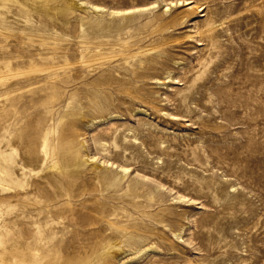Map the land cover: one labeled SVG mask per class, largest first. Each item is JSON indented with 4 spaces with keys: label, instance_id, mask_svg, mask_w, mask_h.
Returning <instances> with one entry per match:
<instances>
[{
    "label": "rangeland",
    "instance_id": "rangeland-1",
    "mask_svg": "<svg viewBox=\"0 0 264 264\" xmlns=\"http://www.w3.org/2000/svg\"><path fill=\"white\" fill-rule=\"evenodd\" d=\"M82 1L104 14L34 12L31 25L0 28V78L15 76L0 82V153L12 156L0 264H82L92 247L79 239L123 225L158 249L131 264H264V0H194L183 24L173 16L194 5L166 17L170 0H135L158 7L122 27L109 12L129 0ZM222 21L196 36L195 25ZM129 129L139 144L118 139L115 149L111 138ZM66 131L78 154L73 179L48 174ZM96 142L129 168L123 179ZM124 150L126 159L114 156ZM177 196L184 202L163 213Z\"/></svg>",
    "mask_w": 264,
    "mask_h": 264
},
{
    "label": "bare ground",
    "instance_id": "bare-ground-1",
    "mask_svg": "<svg viewBox=\"0 0 264 264\" xmlns=\"http://www.w3.org/2000/svg\"><path fill=\"white\" fill-rule=\"evenodd\" d=\"M131 5L130 7L119 9H113L111 12H109V16L115 20L118 19L119 23L118 25L120 27L129 25L130 20L136 16L137 14L144 12V11H150L154 10L158 7L157 2H155L150 8H145V6H140L139 4L135 3V0H129ZM133 3V4H132ZM194 5L193 7L184 10L182 13H176V9L184 6H190ZM59 7L58 9H53L52 7ZM198 2L194 0H177L174 2L173 0H170L169 4H166L164 6L163 14L167 17H172V20L175 23H187L189 18L194 16L195 11L198 10ZM202 6V5H201ZM263 8V7H262ZM75 10H82L88 14H95L96 16H102L104 14V9L101 6L98 5H88L82 0H0V28L6 29L8 26L12 24H16L18 26L24 27L31 25V18L32 14L34 12L45 15L46 17L50 19H55L57 17H68L73 14V11ZM162 14V15H163ZM161 15V16H162ZM160 16V15H157ZM156 16V18H157ZM123 20V21H122ZM179 24V25H180ZM223 21L215 23L210 26H200L195 25V34L196 36L200 38H204L207 36H210V34L216 33L218 28L221 29L223 26ZM177 63V61L175 62ZM26 73L22 72L17 74V76H25ZM11 77H15L12 74H9L5 77L0 78V82L5 81L6 79H10ZM170 74L167 73L164 77V80L170 79ZM173 79V78H172ZM160 81L158 80L157 83ZM163 84V83H160ZM135 115H139L142 117L149 116L147 112L143 108H135L134 111ZM110 120H119L120 117L117 114H109L108 115ZM100 119H96L94 121H91L88 124V127L93 126L96 124ZM147 124H144L146 126ZM131 129L123 131L122 135L114 136L111 138L113 141V145L115 149H118V139L122 143H126L129 147H134L135 145L139 144V141L136 137H133L131 134ZM67 132V131H66ZM63 134V140L59 144L58 151L51 153L50 158H55V161H50V166L48 170V174H57L61 173L65 177H69L70 179H73L77 168L79 167L78 163V154L75 151L76 148V142L74 141H68L67 139L69 137H72L73 134L71 132ZM127 132V133H126ZM95 145H97L103 153H106L107 147H109L107 142H96ZM81 147H84V143L80 144ZM126 150L123 152L117 153L114 151V156H120L122 159H126ZM108 158L106 161V167L115 169H118L117 172V179L121 178L123 179L125 175L128 173L129 168L127 166L121 165V166H115V163L111 162L112 157L110 155V152H107ZM11 155L7 154H1L0 153V187L3 191H9L11 187L10 181H7L5 176H7V169L9 165V161L11 159ZM111 158V159H110ZM89 158L87 157V160ZM160 160V159H158ZM30 165H33V161H29ZM188 166V165H186ZM95 169H99L98 166L95 167ZM156 179H158L155 176ZM161 180V179H160ZM73 183V182H72ZM236 189L234 186L230 187V191L228 192V195L235 193ZM69 195H71V192H68ZM137 197V196H136ZM159 196L158 198H160ZM154 201H157V198H154ZM170 203L168 204V207L166 209H162L161 211L163 213L167 214H174L172 211L170 212V206H174L177 204H181L184 202V198L177 196L173 197ZM165 214L161 215L158 214V222H161L163 219V216ZM86 221V220H85ZM84 222V220H83ZM65 225V224H64ZM132 228L128 225H123L121 230L119 231L118 235H108L103 236L104 230H97V241H93V238L87 237L86 239H79V241L83 240V243H81V246H91L90 250L83 256V259L80 261L82 264H110L113 260L117 259L119 256H121L124 251V248L129 249V254L121 258L120 264H131L132 262H135L137 259H139L142 255L155 252L157 249L154 245H148L147 241L141 240L137 241L135 239V235L128 232V230ZM54 231V230H53ZM181 229H178L177 231H174V234L181 238ZM69 245V243H63V248H66ZM57 264H71L69 260L66 259H60Z\"/></svg>",
    "mask_w": 264,
    "mask_h": 264
}]
</instances>
